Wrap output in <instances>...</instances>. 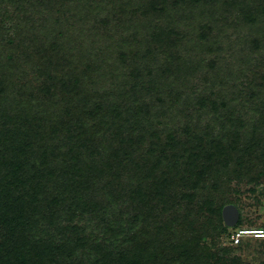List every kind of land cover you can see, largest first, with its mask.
Instances as JSON below:
<instances>
[{"label":"rangeland","instance_id":"rangeland-1","mask_svg":"<svg viewBox=\"0 0 264 264\" xmlns=\"http://www.w3.org/2000/svg\"><path fill=\"white\" fill-rule=\"evenodd\" d=\"M0 1L3 11L7 2ZM23 1L21 4L27 9L24 14L29 12L41 25L42 19L43 26L27 38L25 34L15 36L26 40L24 45L30 46L31 54L20 56L18 51L0 46V63L9 53L15 59L12 65L0 68V128L4 130L9 125L7 138L23 139V120L42 114L47 121L58 110H72L87 121V128L96 131V119L90 112L96 113L97 106L102 107L112 133L129 135L132 144L128 139L124 147L133 149L130 154H120L128 168L121 173L117 170L119 183L124 185L114 193L123 207L148 214L150 222L146 227L155 234L152 235L157 243L161 241V251L166 252L165 257L156 248L151 254L136 258L139 264H172L181 260L187 264H214L220 245L229 249L225 256L228 260L239 257V261L228 264H264V237L245 234L239 237V243L235 240L241 230L264 229V203L259 205L257 201H264V195L259 194L264 193V130L254 132L244 126L264 114V97H249L254 88L264 96V26L262 20L254 26L248 19L251 11L259 20L263 14L261 6L251 4V0H194L193 5L186 7L183 3L187 0H181L183 24L189 28L193 21V31L187 29L189 38H174L167 43L165 37H158V24L165 20L161 16L163 20L152 24L147 40L151 45L134 48L144 52L142 57L130 59L124 66L119 59L121 46L116 43L125 30L121 29L119 36L114 30L111 32L116 39L112 44L115 55H109L107 50L102 56L106 60L101 57L96 61L94 54L92 41L100 39L96 34L102 30L96 28V19L100 12L107 13L114 7L106 0H67L65 6L57 4L58 0ZM154 18L150 17L151 23ZM136 36L124 33L125 42ZM150 49L153 55L147 53ZM96 65L100 67L97 70ZM150 66L154 67L153 74L156 69L163 71L161 77L149 73ZM134 68L139 74L136 73L135 81L127 75ZM101 72L105 74L100 76ZM135 86L136 92L132 93ZM112 87L114 94L110 95ZM238 95L239 101L232 102L231 97ZM223 99L229 101V107L222 104ZM120 108L125 111L122 120L114 117ZM247 110L250 121L248 115L241 123ZM212 117L215 131L207 125ZM258 122L252 127H261ZM59 127L63 128L62 119ZM22 157L18 155V163ZM38 160L29 157L21 164L27 169L38 165ZM3 162L0 155V164ZM14 165H0V187L13 184ZM205 165H211L209 173L204 171ZM219 178L224 183L218 184ZM216 184L225 198L237 202L243 218V224L237 226L238 223L228 225L223 217L228 230L219 234V242L214 240L217 218L213 219L215 224H209V218L201 220L209 213L207 203L218 201L216 192L211 190ZM187 205L195 206L192 213L187 211ZM4 235L2 231L0 243Z\"/></svg>","mask_w":264,"mask_h":264},{"label":"trees","instance_id":"trees-1","mask_svg":"<svg viewBox=\"0 0 264 264\" xmlns=\"http://www.w3.org/2000/svg\"><path fill=\"white\" fill-rule=\"evenodd\" d=\"M106 1L108 5L112 4L114 7L107 13L100 12L98 20L96 19V22H99L96 28L102 29L101 33L96 30L98 31L96 37L100 39L96 38L92 41L96 49L94 51L96 61L105 56L107 50L109 55L116 54L112 46L115 43L113 41H116L114 37H111L113 30L118 36L121 29L125 30L116 43L121 46L119 59L124 66L128 65L130 59L135 60V58L142 57L144 52L140 53L134 48L151 45L148 41L152 24L157 19H162L161 16L165 18L164 21L167 24L165 25L164 21H161V25L158 24L157 36L165 37L167 43L173 41L174 38L178 41L179 38L188 39L190 32L187 29L193 31V21L190 22L191 27L189 28L182 22L181 0ZM193 1L187 0L183 5L188 7L193 5ZM6 2L7 8L3 11L0 8V35H3L0 39V46L5 50L18 51L20 56L31 54L30 51L33 50L30 46L24 45L26 40L17 39L15 36L25 34L27 38L30 32L43 26V20L40 19L41 25L38 23L39 19L31 17L29 12L24 14L27 9L21 4L23 0H6ZM61 3L62 5L68 4V1H57V4L61 5ZM252 3L261 6L263 14H260V17L263 19L257 20L255 14L250 11L249 22L257 26L262 20L264 26V0H251ZM10 5H14V8H9ZM251 7L254 8V6ZM150 17H155L152 23ZM128 32L137 36L133 41L125 42L124 33ZM34 52L37 53L36 50ZM100 52L102 55L99 56ZM147 53L153 55L154 52L150 49ZM101 59L106 60L104 57ZM14 60L13 55L7 54L4 62L0 63V68L8 67V63L12 65ZM201 60L205 59L201 58ZM212 66L213 69L216 68L215 65ZM91 68L95 69L93 66ZM99 68L96 65V70ZM136 70L134 68V71L127 73L134 81L136 73L138 74ZM156 70L157 72L153 74L154 67L148 68L149 73L155 78L158 74L161 77L163 71ZM104 74L101 72L100 76ZM176 76L179 78L178 74ZM155 81L156 79L151 83ZM45 85L47 86V83ZM113 88L109 90L110 95L114 94ZM136 89L137 86L134 87L132 93L136 92ZM160 90L163 94L166 93L165 90ZM251 90L250 98L264 97L259 89ZM161 99L165 104L167 103L165 99ZM231 101H239V95L232 96ZM222 104L225 107L230 105L226 99H223ZM103 109L97 106L96 113L90 112L91 116L96 119V131L93 128H87V121L73 114L72 110L55 111L47 121L44 118L46 116L42 114L41 116L40 114L35 115L33 119L23 120L21 126L23 139L7 138L9 125L4 130L0 128V155L4 159L0 165L3 166L6 163L11 167L15 164L12 167L13 184L5 187L2 184L0 187V225H3V227L0 226V234L2 231L6 233L3 242L0 243V264H139L136 258L141 259L151 254L156 248L166 257V252L164 253L159 248L162 246L161 241L157 243L158 239L154 237L155 234L146 227L150 222L147 219L148 214L130 206L123 207L121 200L114 193L115 189L124 185V183H119L120 180L117 177L120 174L117 170L119 169L121 173V170L128 168L127 164L121 161V156L132 153L133 149L125 150L124 147L128 139L130 141L129 135H124V133L120 136L118 132L112 133L111 125L105 122L103 113L105 109ZM124 113L125 111L123 112L120 108L114 117L122 120L125 118ZM28 114L27 117H29ZM248 115L247 110L244 117H241V123H244V118ZM60 119H62L63 128L66 124L67 128L59 127ZM255 121H259L258 124H261V127H252L257 125ZM215 122L212 117L207 123L209 130L215 131ZM254 122L244 123V126L248 129L253 128L254 132H259L257 129L260 128L264 130V114ZM121 153L124 155H120ZM251 153L255 151L251 150ZM18 155L23 156L22 162L29 157H36L39 159V164L26 169L27 165L21 164V160L17 162ZM58 162L61 165L55 167L54 164ZM211 169V165H205L204 171L209 173ZM216 171L220 172V167H217ZM223 180L219 178L217 183L222 184ZM18 187V194L16 193L13 197V192ZM219 187L216 184L215 189H211L216 192L215 196L218 201L213 200L211 203L209 201L207 203L209 213L201 216V220L204 221L209 218V224H215L213 219L217 218L216 225H214L215 235H217L214 238L215 242H219V234L226 233L228 230L222 215L226 205L232 203L239 209L240 219L237 226L243 224L240 206L237 202L233 203L225 198L224 192ZM252 191L253 194L256 193L254 189ZM259 194L264 195V193ZM162 198L160 197L161 202L165 203ZM257 201L259 205L264 203L259 198ZM125 202L123 200V203ZM94 206H96L95 209ZM193 207L195 206L187 205V211L192 213ZM172 208L176 207L172 206ZM166 230L172 233L168 227ZM217 249L218 251H215L217 254H214V264L239 261L238 256L229 260L225 258L228 248H222L220 245ZM155 252L159 254L158 251ZM172 264H187V261L181 260V262H172Z\"/></svg>","mask_w":264,"mask_h":264},{"label":"water","instance_id":"water-1","mask_svg":"<svg viewBox=\"0 0 264 264\" xmlns=\"http://www.w3.org/2000/svg\"><path fill=\"white\" fill-rule=\"evenodd\" d=\"M223 217L228 225H236L240 218V211L235 205L228 204L223 208Z\"/></svg>","mask_w":264,"mask_h":264},{"label":"built area","instance_id":"built-area-1","mask_svg":"<svg viewBox=\"0 0 264 264\" xmlns=\"http://www.w3.org/2000/svg\"><path fill=\"white\" fill-rule=\"evenodd\" d=\"M245 234H256L257 236H264V231L263 230H241L238 234H237V237H233L235 238L236 242H239L240 240V236L241 235H245Z\"/></svg>","mask_w":264,"mask_h":264}]
</instances>
